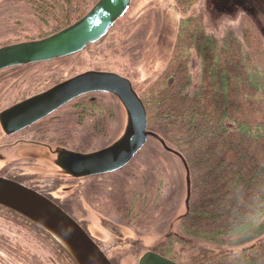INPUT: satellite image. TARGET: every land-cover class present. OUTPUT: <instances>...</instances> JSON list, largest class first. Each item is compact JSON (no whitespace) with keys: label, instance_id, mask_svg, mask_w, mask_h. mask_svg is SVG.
I'll list each match as a JSON object with an SVG mask.
<instances>
[{"label":"trees","instance_id":"trees-1","mask_svg":"<svg viewBox=\"0 0 264 264\" xmlns=\"http://www.w3.org/2000/svg\"><path fill=\"white\" fill-rule=\"evenodd\" d=\"M0 1L27 5L44 28L38 37L18 35L22 39L15 42L20 43L32 41L29 38L43 39L70 26L97 0ZM173 1L181 17L168 63L154 79L131 81L144 105L148 130L183 157L190 173L188 212L177 219L175 233L167 235L152 251L176 264H264V33L248 15L250 8L241 10L235 5L233 9L242 12L241 37L231 31L217 37L206 30L204 14L195 10L201 0ZM120 22L78 54L18 70L17 85H29V90L21 95L18 92V97L35 94L78 74L71 69L70 60L83 54L95 57L87 62L86 70L113 71L109 69L111 64L105 67L98 58H104L105 50L122 59L127 57L126 50L133 41L127 40L130 29ZM100 46L105 50H98ZM55 64L58 65L51 66ZM80 111V139L71 137L73 132L69 133L63 125L51 126L48 132L62 133L65 144L77 152L106 146L104 139L110 129L103 122V112L112 113V109L99 101L81 106ZM91 116L96 118V128L88 125ZM152 144L161 147L156 140L149 139L127 166L107 175L126 173L118 180L119 188L111 187L113 192L104 193L103 186L82 188L86 199L103 192L112 197L111 201L120 202L121 213L117 215L121 224L128 227L160 223L168 213L167 202L163 203L168 184L159 159L156 154H143ZM139 160L147 164L140 166L136 174L128 172ZM0 176L28 183L12 173ZM128 195L135 201L131 205L124 203ZM54 202L77 221L71 211L76 198L67 203ZM94 204L97 205L96 201ZM0 211L8 214L11 222H22L38 231L68 264H76L62 246L29 219L2 206ZM101 249L111 264H120L117 256L110 257ZM141 250L139 247L138 251ZM0 251L20 264H47L1 233Z\"/></svg>","mask_w":264,"mask_h":264},{"label":"rangeland","instance_id":"rangeland-1","mask_svg":"<svg viewBox=\"0 0 264 264\" xmlns=\"http://www.w3.org/2000/svg\"><path fill=\"white\" fill-rule=\"evenodd\" d=\"M235 5L241 10L250 8L248 15L254 19L259 28H262L261 31L264 33V0H201L195 10L204 14V24L210 34L220 37L223 33L231 31L236 36L241 37L240 18L242 12L235 11V8L233 9ZM180 17V12L173 0H132L128 11L120 19V24L130 29L127 40L133 41V45L126 50L127 57L122 59L116 54L110 55L111 50H105L101 46L98 50L103 48L106 55L102 54L104 58L96 57L102 60L100 62L105 67L111 64L109 69H113L112 72L123 73L124 77L128 76L130 81L142 82L147 79H154L169 61ZM43 29L27 5L0 1V45L22 39L18 35L38 37L37 35ZM92 58L95 57L83 54L79 58L71 59V69L75 73L84 72L89 68L87 62ZM56 65L58 64L51 66ZM99 101L102 102V105H108L112 109V113H116L113 132L104 139V142L109 145L122 134L125 126V113L120 103L115 99L102 97L98 98L97 102ZM115 129L118 130L115 131ZM2 143L4 142L2 141ZM4 148L6 149H0V157L7 161L25 157V159L20 160V165H17V172L35 177L41 181V184L43 181L49 182V189L52 190V196L56 199L72 201L76 198L78 186L89 183H76L71 178L62 175V172L55 165V156L49 154L45 149L38 150L29 145L15 144ZM32 154L35 157L28 160ZM143 154L146 157H153L156 154L158 158L155 157L159 159L160 170L165 174L168 184V189L165 188L167 190L166 197L163 198V203L167 202L168 213L163 216L160 223L138 226L139 228L143 227V229L121 224L119 215H117L121 213V207L118 206L121 203L111 201L112 197L104 193L113 192L110 190L111 187L113 185L118 187L120 183L118 180H121L122 174L126 175L125 172L93 179L90 184H95L100 188L103 186L101 191L104 193L91 194L89 198L92 197L91 201H93L90 205L77 197L76 200L81 202L80 207L76 202L71 208L76 219L86 227L110 257L117 256L120 264H137L144 253L152 251V248L164 242L167 235L175 233L178 225L177 219L185 213V171L180 160L164 151L162 147L153 144L145 149ZM2 164L0 162V167ZM145 164L147 163L139 160L137 165L129 169L128 172H135L134 174H136V170L138 171L140 166L143 167ZM44 178L49 180L46 181ZM138 185L139 187L142 185L141 180H139ZM94 201L97 205L94 204ZM134 202L131 195L124 199V203L128 205ZM7 215L0 211L1 234L11 237L13 241L20 243L24 249H29L40 256L47 264H68L52 248L48 239H45L43 235L25 223L11 222L7 219ZM132 243H136L138 246H133ZM139 247L142 248L140 252L138 251ZM216 250L226 251L225 248H217ZM0 264L20 263L14 261L5 252L0 251Z\"/></svg>","mask_w":264,"mask_h":264},{"label":"water","instance_id":"water-1","mask_svg":"<svg viewBox=\"0 0 264 264\" xmlns=\"http://www.w3.org/2000/svg\"><path fill=\"white\" fill-rule=\"evenodd\" d=\"M132 0H97L79 20L39 41L19 43L0 49V70L66 58L102 39L123 18ZM90 93L117 98L125 112L122 134L106 147L82 154L58 149L55 165L67 177L81 179L117 172L127 166L149 139L176 156L185 171V213L191 197L187 163L147 126L144 105L132 83L113 72L87 71L67 79L45 92L22 101L0 114L6 133L22 130L48 116L73 99ZM0 206L29 219L49 234L76 264H111L93 239L66 212L38 192L0 177ZM184 213V214H185ZM137 264H176L158 254L147 252Z\"/></svg>","mask_w":264,"mask_h":264},{"label":"flooded vegetation","instance_id":"flooded-vegetation-1","mask_svg":"<svg viewBox=\"0 0 264 264\" xmlns=\"http://www.w3.org/2000/svg\"><path fill=\"white\" fill-rule=\"evenodd\" d=\"M255 16H256V13H255ZM39 40H42V39L32 40V41H24V42H20V43H29V42L39 41ZM16 44H19V43L12 42V43H8L5 45H0V49L3 47H8V46L16 45ZM57 60H60V59H57ZM53 61H56V60H53ZM49 62H51V61H49ZM40 63H45V62H40ZM34 64H39V63H34ZM34 64H28V65H22V66H13V67H9V68H5V69L0 70V114L3 111L11 108L12 106H14V105H16L22 101H25L31 97H34L38 94H41V93L45 92L46 90L50 89L51 87L67 80V79H65V80H63V81H61V82H59V83H57V84H55L49 88H44L43 90H41L35 94L26 95L23 98H19L18 92H21L20 93V95H21L24 90H29V85H28V87L17 85L18 70L23 69L24 66H29V65H34ZM87 71H97V70H87ZM87 71H84V72H87ZM84 72H81V73H84ZM100 72H112V71H100ZM81 73H78L76 75H79ZM113 73H115V72H113ZM76 75H74V76H76ZM118 75L122 76L121 74H118ZM74 76H72V77H74ZM72 77H70V78H72ZM122 77H124V76H122ZM70 78H68V79H70ZM124 78H126V77H124ZM106 96H111L113 99H115L119 103L117 98L112 96V95L104 94V93H90V94H85V95H82V96H79V97L73 99L72 101L61 106L56 111L49 114L48 116L38 120L37 122L31 124L30 126L24 128L22 130H19L17 132L8 134L3 130V128L0 124V132H1L0 146L10 147L11 144L29 145L33 149H38V150L45 149V150H47V152L49 154H52L53 156H55L54 152L57 151L58 149H65V150L77 152V151H74L75 149H73V147L70 146L68 143L65 144L64 139H66V137L63 136L62 133L61 134H55L54 132H48L49 127H51V126H62L63 125L62 127H66L67 130L69 131V133L73 132L72 135H70L71 137L75 138V136H76L77 139H80L79 127L81 125V121L83 118V112L80 111L81 106L84 107L86 104L97 102L98 98H102V97H106ZM83 103H85V104L83 105ZM103 115H104L103 122L106 124V126L107 125L109 126V129H110L109 133L113 132L112 128H113V124H115L114 122L116 119V117H115L116 113H111V112L105 113V112H103ZM112 115H114L113 116L114 118L112 117ZM88 122H89L88 125L90 127L96 128V118L95 117L91 116L90 119H88ZM117 130L115 129V131H117ZM2 141L4 143H2ZM11 141H13V143H10ZM5 143H7V144H5ZM106 146H104V147H106ZM4 147H2V148L0 147V149H6ZM104 147H101V148H98V149H95V150H92L89 152H77V153L86 154V153H90V152H94L96 150L102 149ZM30 157L31 158L28 160H32V157L34 158L35 156H34V154H32ZM27 158H28V156L26 157V159ZM21 159H25V157L19 158V159L13 158V159L8 160V161L5 160L4 158L0 157V162L3 163L2 166L0 167V174L1 175H4L6 173L7 174H9V173L16 174L17 176H19L20 179H23L24 181H27L30 184V185H25V184H28V183H25L22 185L38 192L42 196H44L47 199H49L50 201H52L54 204H56L54 201H61L60 199H56L52 196V193H51L52 190L49 189L50 188L49 182L43 181L41 184L40 183L41 181H38L37 178L30 177L29 175H26L24 173L19 174L17 172L18 171L17 165H20L19 162ZM24 163H26V162H24ZM110 174H112V173H110ZM62 175H64V174H62ZM107 175H109V174H104V175H99V176H94V177H88V178H81V179H72L71 178L76 183L89 182L88 184L87 183L85 185L83 184L84 186L83 185L78 186L77 191H76V194H77L76 198L78 197V198L84 200L89 205L92 204V201H93V200L91 201L92 197H90L89 199H86L82 193V188L87 187V188H90V190H91L94 186H96L95 184L94 185L90 184V182L93 179L102 178V177H105ZM0 177L6 178L4 176H0ZM6 179H8V178H6ZM44 179L46 181L49 180L47 178H44ZM9 180H11V179H9ZM12 181H14V180H12ZM64 202L67 203V201H64ZM77 203H78V206L80 207L81 202H79V200H77ZM76 222L82 227V229L93 239V241L101 249L99 242L89 233V231L86 229V227L80 221H78V219ZM149 252H153V251H149ZM103 253L105 254L104 251H103Z\"/></svg>","mask_w":264,"mask_h":264}]
</instances>
